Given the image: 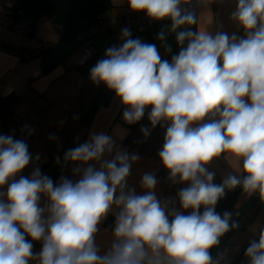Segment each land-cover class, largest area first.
<instances>
[{
    "label": "clouds",
    "instance_id": "clouds-1",
    "mask_svg": "<svg viewBox=\"0 0 264 264\" xmlns=\"http://www.w3.org/2000/svg\"><path fill=\"white\" fill-rule=\"evenodd\" d=\"M188 3L127 0L132 12L171 20L178 54L162 59L155 44L131 38L125 28L122 45L108 47L89 73L93 84L115 92L127 124L150 107L152 128L166 126L158 156L173 184H188L177 193L183 211L157 198L152 173L142 177L145 194L128 188L140 157L103 132L65 152L79 179L61 176L58 184L38 165L30 177L20 175L33 162L28 145L0 135V264H216L210 249L237 226L230 212L215 210L218 201L238 186L264 201V0H236L230 18L244 31L239 38L197 27L195 12L182 7ZM157 39L171 52L165 31ZM141 132L147 137L150 129ZM221 157L239 167L217 184L208 165ZM113 207V240L100 254L99 225ZM34 241L42 242L38 253ZM244 254L248 264H264V230Z\"/></svg>",
    "mask_w": 264,
    "mask_h": 264
},
{
    "label": "crops",
    "instance_id": "crops-1",
    "mask_svg": "<svg viewBox=\"0 0 264 264\" xmlns=\"http://www.w3.org/2000/svg\"><path fill=\"white\" fill-rule=\"evenodd\" d=\"M111 2L112 7L104 14L106 16L145 15L144 13L130 11L127 0H111ZM196 3L197 27L206 29L213 35L217 31H223L229 35L235 33L238 38L244 36L243 29L239 28L230 18L231 13L236 8V0H214L210 4L203 2V0H196ZM108 42L109 36L102 35L92 40L89 45L82 44L79 46H83L84 49L82 51L75 49L63 63L56 65L48 73L43 74L41 72L40 58H28V55L34 53L36 50L30 49L26 45H14L13 41L8 37L6 39L1 38L0 96H6L11 92L21 93L27 87L28 79L31 78V85L34 91L42 96V99L49 104V107L43 117L34 126L30 136L20 138L13 134L0 135H12L15 139L24 140L27 143L28 150L33 157V162L20 175L30 177L34 167L38 165L43 175H47L52 179L54 184H58L60 181L55 182L53 174L61 162L62 146L67 135L70 133L86 135L84 141L86 142L90 134L103 132L112 136L117 147L122 151L136 153L140 157L138 161L132 163L130 176L127 178L128 188L135 189L137 195L145 194L146 190L142 188L141 180L145 173H152L157 179V184L153 190L157 198L162 203L171 200L172 203L169 204V209L174 207L177 210H182L180 209L177 193L180 188L187 187L188 184H173L169 179V175H160L162 163L158 152L163 147L166 126L161 127L157 125L155 128H152L148 119V113L151 111L150 107L145 111L144 116L146 119H141L135 125H129L122 118L124 106L114 92L109 103L106 106H101L96 111L88 129L81 122V116L99 86L92 83L89 76L90 69L98 60L104 58L105 54L99 53L106 48ZM92 44L99 52L93 55L92 66L84 71L78 65L84 66V63L89 60L88 51L93 52V49L90 47ZM5 45L11 46V49H6ZM161 46L158 50L161 58L164 59L168 52ZM17 48H23V51L17 53L14 51ZM16 110L25 119L36 118L34 110L28 109L24 103L18 104ZM142 127L150 129V134L147 137L142 134ZM37 155L39 156V161L35 159ZM57 158H59V161ZM105 158L111 159L112 157L106 156ZM74 166L72 163H68L63 176L75 181L79 177L73 175L72 169ZM96 166L99 167L98 164ZM238 167L239 165L235 160L221 157L213 160L208 165V170L215 173L213 182L221 183L223 178L229 174H237ZM2 190L6 191V187ZM249 197L241 191L237 196L235 208L243 204ZM46 203L47 198L42 196L40 205L43 207ZM117 211L118 209L113 207L112 211L99 225L96 243L100 248V254H104L108 250L113 240L112 230ZM200 211L202 212L203 208ZM188 212L190 210L185 211V214H188ZM256 220L264 221V208L255 215L250 225ZM260 231L261 229L257 230L255 227L248 233L247 237H244V232L243 235L237 237L238 231L236 230L227 246L230 245V249H235L238 246L242 248L249 244L250 241L258 239ZM32 243L33 251L38 253L42 248V242L34 241ZM244 253L232 264H248V259ZM215 262L219 264L218 261ZM30 264H35V262H30Z\"/></svg>",
    "mask_w": 264,
    "mask_h": 264
},
{
    "label": "trees",
    "instance_id": "trees-1",
    "mask_svg": "<svg viewBox=\"0 0 264 264\" xmlns=\"http://www.w3.org/2000/svg\"><path fill=\"white\" fill-rule=\"evenodd\" d=\"M111 7V0H13V3L7 6L5 24L17 30L14 24L18 21H23L25 27L19 31L24 32L26 35L33 36L35 24L39 19H48L52 22L58 32L57 39L28 55V58H40L41 72L46 74L56 65L63 63L81 44H89L94 38L102 35L109 36L110 39L109 32L100 34L90 32L89 29L96 25L99 20L110 16L104 14L107 13ZM182 7L194 11L197 16L196 0H189V3L182 5ZM170 26V19L166 18L160 21L153 20L151 23L137 28L135 37L140 38L144 43L155 44L157 48H159L162 44L157 39V35L162 30L165 31L166 37H171L173 40L171 52H168L164 57V59L170 61L171 56L179 52L175 33L169 31ZM5 48L11 49V46L5 45ZM104 50H106V48ZM14 51L21 53L23 48H17ZM98 52L99 50L96 49L95 52H92L91 56H89V60L84 63V66L78 65V67H82L84 71L89 69L92 66L91 62L93 55ZM31 83L32 79L29 78L27 87L21 93L17 94L11 92L6 96H0V134H13L20 138L30 136L29 132L32 134L34 126L45 114L49 104L42 99L40 94L34 91ZM113 94L114 92L110 91L103 83L99 84L89 105L81 116V122L86 129L90 126L96 111L101 106H106ZM20 103H24L28 109H33L36 118L25 119L20 115L16 110V106ZM142 119H146L145 116ZM85 137L86 135H78L75 133L67 135L62 146L61 162L53 174V180L55 182L60 181V177L63 176L65 168L67 167L68 163L64 161L65 152L68 149L82 144L85 141ZM160 175L162 174L160 173ZM164 175L168 176L169 172H165ZM217 184H219V182H217ZM241 191L242 189L239 186L234 190L226 191L224 198L219 200L216 205L215 210L217 212L221 214L225 211L230 212V224L234 223L237 226L224 233L219 238V243L210 249L214 261L220 251L221 244L228 245L233 233L240 227H247L255 215L264 208V201L260 199L258 192L235 208L237 196ZM248 245L249 244L240 249L234 261L245 252Z\"/></svg>",
    "mask_w": 264,
    "mask_h": 264
},
{
    "label": "rangeland",
    "instance_id": "rangeland-1",
    "mask_svg": "<svg viewBox=\"0 0 264 264\" xmlns=\"http://www.w3.org/2000/svg\"><path fill=\"white\" fill-rule=\"evenodd\" d=\"M13 3V0H0V39L1 38H10L14 45H26L30 49L39 50L42 47L47 46L48 44L54 42L57 39V31L56 28L53 26L52 22L48 19H39L34 27V35H26L24 32L15 30L13 28L8 27L5 24V15H6V9L7 6L11 5ZM96 39V38H94ZM93 39V40H94ZM167 45L172 46L173 40L171 37H167ZM84 45H89L88 43H83ZM82 45V44H81ZM16 47V46H14ZM19 47V46H17ZM90 47L93 49V53L95 52L96 48L92 44ZM162 48L165 49V46L162 45ZM84 48L83 46L77 48L78 51H82ZM106 50H102L99 54H105ZM253 220V219H252ZM249 223V225L252 223ZM259 220V219H258ZM254 221L252 225H247L248 227L238 228L237 231V237L240 235H243L244 237H247L248 233L253 230V228L256 227L257 230L261 229L264 230V221ZM260 222V224H259ZM260 231V232H261ZM241 247H236L235 249H230V245L227 246L225 244H221L220 251L215 258V261H218L219 264H232L234 262L235 256L240 251Z\"/></svg>",
    "mask_w": 264,
    "mask_h": 264
},
{
    "label": "built area",
    "instance_id": "built-area-1",
    "mask_svg": "<svg viewBox=\"0 0 264 264\" xmlns=\"http://www.w3.org/2000/svg\"><path fill=\"white\" fill-rule=\"evenodd\" d=\"M153 20H150L146 15L144 16H113L110 15L108 17H105L98 21L96 25H94L92 28H90V32L94 33H110V39L108 42V47L111 46H120L123 43V40L121 38V32L122 29H129L131 31V38L136 36V29L139 27H142L148 23H151ZM14 27L17 30L23 29L24 22L18 21L14 24ZM91 52L88 51V55L91 56ZM160 173L164 176V173L167 172V170L161 165ZM27 238V237H26ZM30 239V238H27Z\"/></svg>",
    "mask_w": 264,
    "mask_h": 264
}]
</instances>
